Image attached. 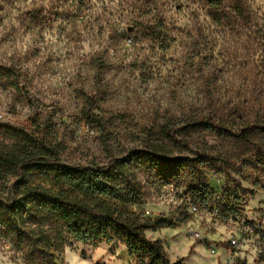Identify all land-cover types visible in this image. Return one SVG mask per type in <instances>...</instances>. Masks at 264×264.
<instances>
[{
	"label": "rangeland",
	"instance_id": "obj_1",
	"mask_svg": "<svg viewBox=\"0 0 264 264\" xmlns=\"http://www.w3.org/2000/svg\"><path fill=\"white\" fill-rule=\"evenodd\" d=\"M218 1L214 20L205 0H0V65L18 75L17 87L0 78V122L56 144L65 163L124 160L141 193L128 209L142 217L175 221L187 210L188 221L145 232L171 262L264 264V0H240L246 20L236 0ZM207 115L229 132L185 127L187 149L158 134ZM249 124L258 128L234 136ZM146 143L221 171L205 208L189 212L187 170L168 177L142 155ZM241 221L251 235L241 236ZM55 262L140 264L116 239L93 247L69 238ZM0 264H25L1 236Z\"/></svg>",
	"mask_w": 264,
	"mask_h": 264
},
{
	"label": "trees",
	"instance_id": "obj_2",
	"mask_svg": "<svg viewBox=\"0 0 264 264\" xmlns=\"http://www.w3.org/2000/svg\"><path fill=\"white\" fill-rule=\"evenodd\" d=\"M205 3L213 19L218 20L214 10L219 1ZM233 9L246 20L240 0L234 1ZM17 76L0 65L4 83L17 87ZM82 116L106 138L105 125L97 115L83 109ZM182 126L164 125L158 134L187 149L188 143L178 138L185 127L229 132L220 119L210 115L191 118ZM257 128L249 124L234 136L244 139L249 130ZM168 152L161 143H146L142 155L163 168L168 177L187 170L184 191L194 204L205 208L210 179L221 171L204 172L197 165L202 156L190 160L164 157ZM224 176L228 180L227 172ZM140 203L139 185L124 160L113 158L101 168L65 163L56 144L22 127L0 122V236L25 264H57L56 257L63 253L69 238L93 247L116 239L140 264H182L171 262L160 241L148 239L145 232L188 221L187 210L175 221L160 216L145 218L128 209V205Z\"/></svg>",
	"mask_w": 264,
	"mask_h": 264
},
{
	"label": "built area",
	"instance_id": "obj_3",
	"mask_svg": "<svg viewBox=\"0 0 264 264\" xmlns=\"http://www.w3.org/2000/svg\"><path fill=\"white\" fill-rule=\"evenodd\" d=\"M198 209H200V208L196 204H194V205L190 204V206H189V212L190 213L195 214L198 211ZM239 233L241 234V236L251 235L253 233V229L248 223H246L245 221H241V222H239ZM188 234H189V237L191 238V234H192L191 229L189 230ZM192 236H193L192 237L193 239H202V238L205 239V237H202L201 233L197 232V231L193 232ZM230 243H231V246L233 248H235L239 245V240L238 239L237 240H231Z\"/></svg>",
	"mask_w": 264,
	"mask_h": 264
}]
</instances>
